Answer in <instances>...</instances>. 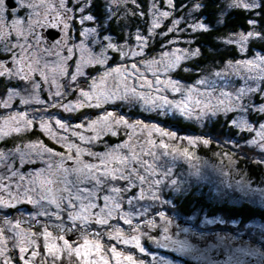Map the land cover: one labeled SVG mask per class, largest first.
I'll return each mask as SVG.
<instances>
[{"label":"snow or ice","instance_id":"obj_1","mask_svg":"<svg viewBox=\"0 0 264 264\" xmlns=\"http://www.w3.org/2000/svg\"><path fill=\"white\" fill-rule=\"evenodd\" d=\"M20 8L30 10V19L22 20L17 16L11 23L5 22L4 13L8 11L5 0H0V42L3 43V50L12 55L11 66H6L0 62V77L17 79L32 85L33 88H40V82L34 79L39 75L44 83L50 85L51 107H61L65 111H76L82 107H102L104 103L115 102L117 100H139L143 101L148 109H159L167 115L169 111L181 117L192 119H202L206 116H215L223 113L227 116L230 112H251L253 110L264 112V105L252 103L251 97L257 93L264 95V87L256 81H264V56H257L254 59H244L235 64L229 62L225 70L215 73L217 79L224 81V86L217 91L216 81L202 78L197 81V85L211 89V91H200L197 86L183 88L177 81L171 79H160L154 73V80L147 79L139 71L137 63H132L130 67L121 66L105 71L94 80L89 86V90L80 89L76 103L63 104L56 97H64L67 92L61 88L68 87L76 90V82L79 76L85 75L82 68L85 65L100 64L107 62L108 57L101 53L95 56L91 51H86L82 46H68L66 41L72 21L76 20L82 26L86 22H95L97 17L92 10L95 4H89V0H75L76 7H68L66 0H17ZM113 6L132 4L140 7L137 0H111ZM169 8H172L173 0H166ZM203 5L195 3L192 11L200 9ZM232 7L243 9H259L264 13V0L260 4L255 0H232ZM154 14L158 12V18L152 21L151 30L160 27L159 17L168 18L170 12L159 11L156 7V0L152 5ZM15 14L18 9H12ZM127 11V10H126ZM76 13H79L78 19ZM133 14H136L133 12ZM115 15L109 12V19ZM143 15V13H140ZM27 24V29L23 27ZM180 21L174 20L173 27L168 32H173L179 26ZM249 24L253 26V31L240 33L235 39L229 38L225 43L237 44L241 50L250 39H264V34L255 29L257 20L250 19ZM56 27L64 32V36L56 40L51 47L43 46V37L36 32L40 27ZM189 27L193 31L206 30L200 23H192ZM183 31L184 29H179ZM96 34V29L83 27L81 36L88 38ZM165 35L167 33H164ZM15 35L16 42L9 41V37ZM137 44L135 48L125 49V46L113 44L110 37H103L106 43H101V47L107 50L118 52L122 59L144 55V48L148 43V37L137 34L135 37ZM60 46L67 48L68 55L61 56ZM76 51L85 52L80 57V62L73 73L67 71L66 62L75 55ZM197 51L175 49L171 53H164L165 57H171L166 61H150L148 66L159 64L160 74L174 70L179 66L183 59L198 55ZM58 57V60L47 61L45 57ZM240 75L244 81L243 86L228 91L230 87L226 77L229 75ZM67 77L68 84L59 85L58 79ZM136 79L138 84L130 86V80ZM111 81V83H110ZM253 83H249V82ZM54 89V90H53ZM139 89H148L147 92ZM172 91L179 93L180 99L171 100L161 92ZM155 93L156 95H153ZM247 98V99H246ZM44 103L43 101H38ZM23 103H30L24 100ZM9 100L0 103V107H10ZM47 111V108L44 109ZM54 121L55 127L68 131V127L59 119L54 117L39 119L40 127L48 132L54 139L64 141L65 153L55 152L43 144H30L27 148L36 156L45 161V168L30 175L27 178L20 174L18 180L22 183L16 184V191H11V185L5 183V176H0V207H15L17 203H31L37 206L38 211L32 215L28 221V226H24V221L15 222L4 220L0 226V264H14L13 258L8 254L10 250L16 249L19 252L20 264H144L142 260L134 258L131 254H126L117 250L114 246H105L101 243L104 232L92 231L91 225L105 227L108 238L131 246L144 252L141 247L140 236H147L148 233L140 231L139 224H133V216L130 211H122L124 204L131 208H137L139 201L160 199L159 192L162 186H176L175 179H168L172 174V166H166L162 160L164 157L173 159L182 157L187 161L194 159L195 154L189 147L179 144H170L168 141L183 139L174 133L164 131L156 125L141 124L136 121L129 124L123 116H115L108 111L98 119L92 120L86 130L95 131V135L85 137L79 133H73L80 140L81 144H93L105 133L116 134L115 129L123 126L132 128L133 132L137 128H143L147 132V138L133 140L129 134V140L122 142L115 148H109L103 153L94 152L90 148H83L78 144L68 142L67 137H57L52 128ZM230 126L254 133L248 144L264 153V123H259L257 128H253L247 120L241 116L237 119H228ZM34 121L25 114L9 115L3 121V128H0V135L6 136L9 132H22L31 129ZM75 127L83 128L81 124ZM160 137L157 141L153 139V134ZM166 138V139H165ZM209 139L196 138L187 140V144L194 148L198 144L208 145ZM238 146V145H237ZM19 151V150H18ZM90 157L91 159H85ZM225 158L233 166L237 163L232 156L225 154ZM5 159V154L0 152V160ZM257 164H264V159L253 161ZM7 167V165H0ZM11 171V169H9ZM17 173L12 171L7 179L17 177ZM228 175V173H223ZM232 188V185H228ZM247 185L242 181L236 182V189L245 192ZM138 189V192H134ZM176 190H179L177 187ZM131 193V195H129ZM147 208L140 206L137 210V217L147 212ZM39 217H47L44 225L38 230L33 231V223L40 224ZM164 224L160 239H156L157 244L167 241L177 245L178 252L199 251L194 249L187 241H174L168 235L171 223L167 220L164 213H159ZM119 219L124 224L129 225L133 233L138 235H128L109 224L110 220ZM58 222V223H55ZM206 223H223L222 220H210ZM149 230L157 228L151 221H146ZM51 229V230H50ZM186 231V230H185ZM79 234V239H68L69 235ZM153 239L152 237H148ZM43 241L42 251L37 245V241ZM162 246L167 247V244ZM237 252L242 251L237 249ZM251 250L244 251V255H249ZM110 254V255H109ZM254 254V253H251Z\"/></svg>","mask_w":264,"mask_h":264},{"label":"rangeland","instance_id":"obj_2","mask_svg":"<svg viewBox=\"0 0 264 264\" xmlns=\"http://www.w3.org/2000/svg\"><path fill=\"white\" fill-rule=\"evenodd\" d=\"M12 1L15 4L14 7L17 8L18 11L13 14V8L8 9V11L4 13L5 22L10 24L17 16L22 20L28 21L30 19V10L20 8L17 0ZM100 1L102 3V16L97 18L95 22H86L83 26L76 22V20H73L66 43L68 46H82L84 50L91 51L95 56L104 53V55L108 57L107 62L103 65H85L82 68L85 75L78 77L76 90L73 91L72 86L69 84L68 87L61 88V91L67 92V95L55 98L63 104L76 103L80 100V89L89 90V86L93 81L98 80L99 76L105 71L121 66L130 67L132 63H137L139 71L149 80H154L155 77L153 74L156 73L159 75L160 79L177 81L183 88L195 85L200 91H211L209 88L197 85V81L202 78L215 80L217 91L213 94L218 95L219 89L224 86V81L217 79L215 76L216 72L225 70V67L229 62L235 64L237 61H242L244 59H254L257 56H264V51L252 49L250 47L253 43L264 42V39H250L246 42L244 50H241L237 44L225 43L229 38L235 39L240 33L253 31V26L249 24L247 30L228 32L215 39L218 50H227L230 47H233L237 52L234 58L222 63L207 62L199 66L198 75L192 81L187 82L176 76V72L191 73L194 71L190 68L188 63L193 62L201 52L199 46L194 43V35L198 32L205 31H193L189 25L192 23H200L205 26L206 30L210 28L209 25L203 21L202 17L198 15L199 9L192 11L194 4L200 3L199 0H173L174 6L172 8L167 6L166 0H156L157 9L161 12H170V16L168 18L159 17L160 27L155 29L151 36H148V34L151 30L152 21L158 18V12L154 14L152 7L154 0H137V4H139L140 7H136L132 4L116 7L111 4V0ZM260 1L261 0H255V3L259 4ZM66 4L68 7H76L75 0H66ZM231 4L232 0H220V7L215 20L216 26L221 24L223 17L229 10L236 8L232 7ZM109 12L115 13L111 19L108 17ZM133 12L136 14H133ZM140 13H143V15H140ZM79 15V13H76L77 19ZM174 20L180 21V24L176 30L168 32V29L173 27ZM23 27L26 30L27 24ZM48 27L50 26L43 28L37 27L36 32L43 37L41 41L42 45L51 47L56 43L57 39L64 36V32L60 30L59 36L50 42H47L48 38L46 39L43 35V31ZM83 27L95 28L96 34L88 38L81 36ZM254 27L256 30H260L261 33L264 34V27H259L257 24ZM51 28L55 29L56 27ZM181 28L184 30L180 31L179 29ZM111 30H113L114 33H112ZM164 33L167 34L165 35ZM137 34L148 37V43L144 48L143 56L122 59L118 52L111 50L105 51V49L101 47L102 42H107L103 40V37H110L113 44L123 45L126 50L135 48L137 44L135 37ZM233 34H236V36ZM8 39L11 42H16L15 35L10 36ZM177 48L181 50L186 49L189 52L198 50L199 54L181 60L176 69L164 74H160L161 66L159 64L148 66V62L150 61H166L171 59V57H165L163 54L171 53ZM59 50L61 56L68 55L67 48L60 46ZM86 51H76L72 59L66 62L67 71L69 73L75 72L76 66L80 62V57L85 55ZM58 59L59 58L55 56L45 57V60L47 61ZM11 61V53L4 51L3 43L0 42V62L4 63L6 66H11ZM34 79L40 82V88H33L32 85L21 80L0 77V103L4 100H9L11 105L10 107H0V128H3V121L9 115L13 114H25L29 119L34 121L31 129L27 131L9 132L6 136L0 135V152L5 154V159L0 160V165H7V167L0 166V176L6 177L4 182L12 186L11 191L13 193L16 191V184L22 183L18 180L20 174L24 175L27 179L30 178L31 174L45 168V161L27 148V145L30 144H43L40 139L30 136L29 133L32 130L41 132L46 138L59 147L58 151H53L65 153L64 141L54 139L48 132L44 131L39 125V119L54 117L55 119L61 120V122L68 127V131L56 128L53 121L52 128L53 131L56 132L57 137H67L68 142L78 144L83 148H90L92 151L99 153H103L109 148H115L122 142L128 141L129 134H132L133 140L142 141L147 138V132L142 127L137 128L135 132H133L132 128L121 126L115 129V135L105 133L100 139L91 145L81 144L80 140L73 133H79L85 137L95 135V131L86 130L89 123L92 120L98 119L106 112L111 111L115 116H123L126 118L129 124L140 121L142 125L147 124L151 126L154 124L156 127L162 128L164 131L174 133L177 137L183 139L168 141V143L189 147L190 151L193 152L195 156L191 161H187L182 157H177L175 159L171 157L162 158V160L166 162V166H172V174L168 179H175L177 185L162 186L161 191L159 192L160 199L157 201L151 199L139 201L137 208H131L129 205L124 204L122 211H130L133 216V224H139L140 231L148 233L147 236H140V243L144 252H140L138 249L126 246L123 243H118L116 240L109 239L105 230V227L107 226L98 228L101 229L99 231L104 232V236L101 239L102 244L106 247L114 246L119 251L131 254L134 258L142 260L144 264H231L238 257H246L247 259L248 257H253L255 261L259 258L264 259V221L254 218L248 220L247 223L242 224L241 227L238 228L236 225L237 222L232 221V219H224L218 214L210 215L208 214V210L206 211L205 209L200 210L199 208L194 207L186 214H179L174 210V199H179L185 195L206 197L207 201L213 203H220L223 201L237 205L245 202L259 209H264V164H260L261 178L256 180L251 178L246 173L245 169L242 168L241 162H238V160L244 157L243 152L240 151L241 148L252 152V156L254 155L253 158L256 160L264 159V153L259 152L256 148H253L248 144V141L254 136V133L241 131L240 129L231 126L236 132V135L227 140H223L225 143V149L230 151V153L222 149H217L214 152L208 150V147H210L209 144H198L192 148L187 144L189 138L207 139L208 136L191 132H179L172 126L164 125L156 120L145 117L134 116L131 115L130 112H141L144 115L159 118L167 117L170 119H179L182 122L196 125L198 128H202L203 124L209 123L217 117L225 118L226 116L223 113L215 116H206L202 119H196L195 117L187 119L171 111L165 115L159 109H148L144 102L139 100H117L115 102L104 103L103 106L99 108L82 107L76 111H65L61 107L50 106L52 104V99H50V85L44 83L39 75H35ZM226 79L230 85V87L225 89L228 91L241 87L244 84L240 75L230 74ZM138 83L139 81L136 79L130 80V86H134ZM249 83L253 82L250 81ZM255 83H259L261 87H264V81H256ZM58 84H68L67 77L59 78ZM139 90L144 92L148 91V89ZM153 95L156 94L153 93ZM160 95H166L171 100L180 99V94L173 93L172 91H164L161 92ZM24 100H29L30 103H23ZM251 100L252 103L258 106L264 105V95L259 93L253 95ZM38 101H43L44 103H39ZM45 108H47V111H44ZM227 115L230 116V119H237L243 116L253 128H257L259 123H264V112H258L255 110L245 113L230 112ZM77 124H81L84 127L77 128L75 127ZM110 138L115 140L110 142L108 140ZM152 138L157 141L160 140V137L155 135V133ZM225 154L232 156L233 159L237 161L235 166L229 163L225 158ZM84 158L91 159L90 157ZM9 169H11V171H9ZM12 171L18 174L17 177L7 179V177L11 176ZM225 172L228 173V175H223ZM237 181H242L247 185V188L245 189L247 195H245L244 192L235 190ZM229 184L232 185V188L228 187ZM177 187L179 190H176ZM133 191L138 192L139 190L134 189ZM0 195L6 196V193H0ZM129 195H131V193H129ZM23 204H25V206ZM140 206H144L148 210L143 215L137 217V210ZM37 211V206H34L31 203H17L15 207L8 208L0 207V226H3L4 220L12 222L22 220L24 221V226L27 227L30 217ZM161 212L164 213L167 220L171 222L168 225V235L172 240L178 242L187 241L189 245L199 251L182 253L175 250L177 245L171 244L167 241L161 240V244L156 243V239H160L161 237L162 228L160 226L164 224V221H161L159 217V213ZM39 219L41 221L40 224L32 222L34 225L32 229L33 231H38L44 225V221L48 218L39 217ZM148 220L153 221L157 225V228L149 230L146 226V221ZM210 220H222L223 223H206V221ZM110 223L111 226L121 229L126 236L139 234L133 233L129 225L124 224L122 220L113 219L109 224ZM216 228H218V230H214ZM149 236L153 239H149ZM68 239H79V234L69 235ZM257 240H260L262 244L259 245ZM42 244V240L37 241V245L40 247L41 251L43 250ZM163 244H167L168 246L164 247L162 246ZM237 249H241L242 251L237 252ZM247 250H251V253L254 254L250 253L249 255H244L243 252ZM8 254L13 258L14 264H20L18 250L12 249Z\"/></svg>","mask_w":264,"mask_h":264},{"label":"trees","instance_id":"obj_3","mask_svg":"<svg viewBox=\"0 0 264 264\" xmlns=\"http://www.w3.org/2000/svg\"><path fill=\"white\" fill-rule=\"evenodd\" d=\"M200 4L203 6L198 10V15H200L205 23L209 25V29L196 33L194 36V43L199 46L200 55L191 63H188L190 68L194 70L191 73H181L176 72V76L181 79L190 82L198 75L199 66L211 62V63H222L231 58H234L237 54L233 47L227 50H218L215 39L223 36L228 32H236L239 30H247L249 28V20H257V25L259 27H264V13H261L259 9L244 10L240 8H233L229 10L223 17L221 24L219 26L215 25L216 15L219 11L220 0H199ZM95 4L93 9L94 15L99 18L102 16L101 11V1L93 0L92 4ZM261 3V1H260ZM259 3V4H260ZM111 27V24H110ZM114 33L113 30H111ZM252 49H257L264 51V42L253 43L250 46ZM131 115L140 116L142 118H148L156 120L164 125H169L174 127L179 132H191L194 134H203V136H208L211 142L209 144L208 150L215 151L217 149L225 150L230 153V151L225 149V143L223 140H227L236 135V132L229 126L227 120L230 116L227 115L225 118L217 117L216 119L210 121L209 123L203 124L202 128H198L196 125L182 122L179 119L170 118H159L149 115H144L141 112H130ZM30 136L33 138L40 139L43 144L48 148L58 151L59 147L52 143L48 138H46L41 132L32 130ZM110 142L115 139H108ZM243 152L244 157L238 160L241 162L242 168L245 169L246 173L253 179L261 178V167L260 164L254 163L256 159L253 158L252 152L244 149H240ZM175 207L174 210L179 214H186L191 208L197 207L200 210H208V214H218L224 219H232V221L237 222L238 228L246 220L259 219L264 221V209H259L248 203L242 202L240 204H229L227 202L213 203L206 200V197L185 195L181 198L174 199ZM218 230V228L214 229ZM222 230V229H221ZM192 264V263H190Z\"/></svg>","mask_w":264,"mask_h":264},{"label":"flooded vegetation","instance_id":"obj_4","mask_svg":"<svg viewBox=\"0 0 264 264\" xmlns=\"http://www.w3.org/2000/svg\"><path fill=\"white\" fill-rule=\"evenodd\" d=\"M92 1L93 0H89V4H92ZM49 31H57L58 32V36H59V34H60V30L58 29V28H51V27H48L47 29H45L44 31H43V35L46 37V39H47V35H48V33H49ZM51 40H49L48 39V41L47 42H50ZM24 206H25V204H23ZM212 215H214V214H212ZM251 220V219H250ZM110 221H112V220H110ZM247 221L248 220H246L243 224H245V223H247ZM112 223V222H111ZM111 223H110V225H111ZM94 225V224H93ZM115 225V224H114ZM237 226L239 225L238 223L236 224ZM242 225V224H241ZM241 225H240V227H241ZM92 226V225H91ZM98 228H100V227H97V225H94V226H92L91 227V230L92 231H99V230H101V229H98ZM101 232H103V231H101ZM75 235H78V234H75ZM104 236V235H103ZM69 237V236H68ZM68 237H66V238H68ZM257 243L260 245V244H262V242L260 241V240H257ZM231 264H264V259L263 258H259L257 261H255L254 260V258L253 257H248V259L246 258V257H238L237 259H235V261L233 262V263H231Z\"/></svg>","mask_w":264,"mask_h":264},{"label":"water","instance_id":"obj_5","mask_svg":"<svg viewBox=\"0 0 264 264\" xmlns=\"http://www.w3.org/2000/svg\"><path fill=\"white\" fill-rule=\"evenodd\" d=\"M5 3H6V6L8 7V9H12L15 6V4H14V2L12 0H6ZM57 36H58V32L57 31H49V33L47 35V38L49 40H53Z\"/></svg>","mask_w":264,"mask_h":264}]
</instances>
